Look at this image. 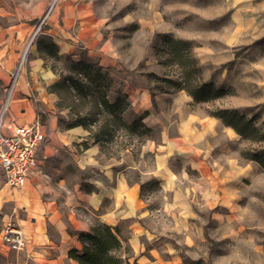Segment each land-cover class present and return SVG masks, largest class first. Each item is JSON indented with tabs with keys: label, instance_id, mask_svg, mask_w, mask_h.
Returning a JSON list of instances; mask_svg holds the SVG:
<instances>
[{
	"label": "rangeland",
	"instance_id": "374dc122",
	"mask_svg": "<svg viewBox=\"0 0 264 264\" xmlns=\"http://www.w3.org/2000/svg\"><path fill=\"white\" fill-rule=\"evenodd\" d=\"M65 1L48 0L43 26ZM89 1L105 20L102 34L112 50L104 91L125 107L103 148L124 161L144 203L124 221L125 238L142 227L147 264H264V170L244 157L264 149V141L244 140L211 115L237 111L264 135V0ZM165 37L189 42L193 79L230 94L196 103L183 89L186 71ZM74 60H50V66L75 76ZM87 85L92 92L76 107L96 113L97 131L112 116L95 108V85Z\"/></svg>",
	"mask_w": 264,
	"mask_h": 264
},
{
	"label": "crops",
	"instance_id": "0c3cea01",
	"mask_svg": "<svg viewBox=\"0 0 264 264\" xmlns=\"http://www.w3.org/2000/svg\"><path fill=\"white\" fill-rule=\"evenodd\" d=\"M47 9L48 0H0L1 130L11 134L39 121L45 136L38 165L21 192L5 185L0 170V264H79L69 253L81 250L80 234L99 224L117 230L130 246V263L147 264L140 254L142 227L136 225L131 237L124 236V221L144 207L140 185L130 182L124 161L106 155L102 143L76 123L79 101L58 90L67 76L50 66L54 59L41 46L47 36L58 55L73 54L76 63L82 55L107 74L112 50L109 36L102 34L105 20L89 0H67L43 26ZM9 219L25 234L24 251L11 250L1 239Z\"/></svg>",
	"mask_w": 264,
	"mask_h": 264
},
{
	"label": "trees",
	"instance_id": "16d2710c",
	"mask_svg": "<svg viewBox=\"0 0 264 264\" xmlns=\"http://www.w3.org/2000/svg\"><path fill=\"white\" fill-rule=\"evenodd\" d=\"M165 41L168 44L172 58L186 71L183 89L196 103H208L230 94V90L223 87H216L214 84L207 82L199 83L192 78L196 68L193 61L188 58L189 42L170 37H165ZM41 46L46 54L55 61H60L63 58L75 61L72 55H58L57 46L51 40L46 41L43 39ZM74 65L76 67L75 76L64 77L57 88L63 90L67 98L71 96L73 99L78 100L79 104H83L86 103L87 97L92 92L87 85V81L95 85V91L92 94H98V97L93 96L92 99L95 108H105L112 118H106L97 131L94 130L97 123L94 118L96 113L89 115L81 112L76 113V123L84 125L90 132V138H93L95 142L102 143V146H104L109 136L110 138L113 136V118L115 121L122 122L121 114L125 111V107L121 106L122 100L120 99H117L114 103L108 100L104 91L107 89L103 84L104 73L100 66L88 62L82 55L80 61ZM166 81L177 88L180 86V83ZM154 97L155 94L152 93L153 102ZM148 114L149 111L147 110L143 116L145 117ZM211 115L220 119L225 126L233 128L244 140L264 141V135L256 127L253 118H247L237 111L230 110H217L212 112ZM244 157L249 161L256 162L264 170V149L244 153ZM117 232L108 225L99 224L90 231L81 233L82 249L70 251V258L77 260L79 264H136L130 263L129 260L133 257V251L128 244L122 243L117 236Z\"/></svg>",
	"mask_w": 264,
	"mask_h": 264
},
{
	"label": "built area",
	"instance_id": "2783aa9c",
	"mask_svg": "<svg viewBox=\"0 0 264 264\" xmlns=\"http://www.w3.org/2000/svg\"><path fill=\"white\" fill-rule=\"evenodd\" d=\"M39 31L40 27L34 37ZM1 128L0 117V170L5 185L13 191L21 192L29 174L38 165V150L45 140L41 123L37 121L28 126L16 127L11 134H4ZM1 239L11 250L21 252L26 249L25 234L14 219H9L3 225Z\"/></svg>",
	"mask_w": 264,
	"mask_h": 264
},
{
	"label": "water",
	"instance_id": "95a60500",
	"mask_svg": "<svg viewBox=\"0 0 264 264\" xmlns=\"http://www.w3.org/2000/svg\"><path fill=\"white\" fill-rule=\"evenodd\" d=\"M50 252H52V253H53V249H46V253H47L48 255H50V254H51Z\"/></svg>",
	"mask_w": 264,
	"mask_h": 264
}]
</instances>
